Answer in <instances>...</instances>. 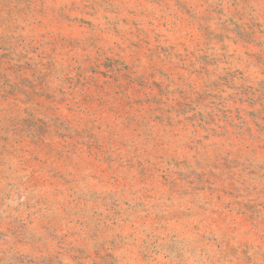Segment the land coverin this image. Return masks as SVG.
<instances>
[{
  "label": "rangeland",
  "instance_id": "374dc122",
  "mask_svg": "<svg viewBox=\"0 0 264 264\" xmlns=\"http://www.w3.org/2000/svg\"><path fill=\"white\" fill-rule=\"evenodd\" d=\"M0 264H264V0H0Z\"/></svg>",
  "mask_w": 264,
  "mask_h": 264
}]
</instances>
